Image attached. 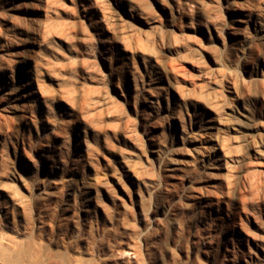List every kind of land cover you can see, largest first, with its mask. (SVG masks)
I'll use <instances>...</instances> for the list:
<instances>
[{
  "label": "rangeland",
  "instance_id": "1",
  "mask_svg": "<svg viewBox=\"0 0 264 264\" xmlns=\"http://www.w3.org/2000/svg\"><path fill=\"white\" fill-rule=\"evenodd\" d=\"M248 140L264 142V0H0L2 264H264L200 249L263 232Z\"/></svg>",
  "mask_w": 264,
  "mask_h": 264
},
{
  "label": "bare ground",
  "instance_id": "2",
  "mask_svg": "<svg viewBox=\"0 0 264 264\" xmlns=\"http://www.w3.org/2000/svg\"><path fill=\"white\" fill-rule=\"evenodd\" d=\"M248 14V13H247ZM250 14V13H249ZM238 19V18H237ZM241 21H244L243 19ZM239 31V30H238ZM242 117H237L235 118L234 122H233V126L231 127L232 129H234L235 131L237 132H242V133H246L247 135L250 134L251 132H253L255 129H256V125L253 124L251 121H250V116H249V113H243L241 114ZM208 129H213V128H217L216 125H213V124H210L208 127ZM259 130V129H258ZM213 132V131H212ZM210 135V134H209ZM202 138V137H201ZM211 139V138H210ZM190 140V139H189ZM196 141L195 139L192 140V142ZM249 141V140H248ZM252 146L254 147H258L259 143L261 145L264 144V142H259L258 141V144L254 141H249ZM195 144V143H194ZM203 144V143H202ZM200 145V144H199ZM215 147V146H214ZM198 151L196 152H199V154H203L205 153V149H207L208 147L206 145H202V146H197L195 147ZM210 150V149H209ZM262 150H260V148H256V152L260 154ZM207 153V152H206ZM205 157V156H204ZM166 218V217H165ZM159 219V217H158ZM170 220V218H168ZM157 220V219H156ZM167 220V219H165ZM232 220V219H231ZM233 221V220H232ZM168 222V221H167ZM237 222V221H236ZM169 223V222H168ZM233 223V222H232ZM162 224V223H161ZM166 225V224H165ZM232 225V224H231ZM260 225V224H259ZM233 226V225H232ZM263 230V232H256V230L254 231L248 224H245V223H241L240 225V229L242 231H245L247 236H244L241 232V230H239V228H236V227H232L230 228V230L227 232V233H231L232 236H237L236 238V242L233 243L234 247L233 249L232 248H229L227 246V244H225V241H223V239L221 241H219V243L216 242L215 238L213 237V235H208L206 236L205 238H203V241L201 243V246H200V249H203L202 250V253L204 251V253H206V255L208 257H211V258H214V259H218L220 257H222L223 260H231V259H234V260H240L241 259V253L242 252L243 254H245V251L242 250L243 246L244 245H253L254 249L255 250H259V249H262L264 251V228L263 226H258V229H261ZM165 237V236H164ZM200 238V237H199ZM230 238H228V241H229ZM231 239H234L233 237H231ZM226 241H227V238H226ZM232 241V240H231ZM125 242V241H124ZM128 242V241H126ZM197 243V242H195ZM121 244V243H120ZM128 244V243H127ZM131 244L128 245V249H125L123 254H126V255H129V254H132L134 255L135 251H134V248L130 246ZM204 247V248H203ZM225 249L224 252H222V249ZM159 248V247H158ZM222 248V249H221ZM168 250H171L172 248L169 246L167 248ZM166 249V250H167ZM237 249V250H235ZM164 248L161 247V255L163 256L164 254ZM123 251V250H122ZM160 251V249H159ZM261 251V250H260ZM173 252V251H172ZM138 253V251H137ZM160 255V256H161ZM232 255V257H231ZM135 256V255H134ZM159 256V255H158ZM136 257H137V254H136ZM112 258V257H111ZM131 258V257H130ZM165 258V257H163ZM128 260V258H126ZM137 259V258H136ZM221 259V258H220ZM163 262H165L164 260H162ZM128 262V261H127ZM137 262V261H135ZM127 264V263H126Z\"/></svg>",
  "mask_w": 264,
  "mask_h": 264
},
{
  "label": "trees",
  "instance_id": "3",
  "mask_svg": "<svg viewBox=\"0 0 264 264\" xmlns=\"http://www.w3.org/2000/svg\"><path fill=\"white\" fill-rule=\"evenodd\" d=\"M0 264H2V263L0 262Z\"/></svg>",
  "mask_w": 264,
  "mask_h": 264
}]
</instances>
